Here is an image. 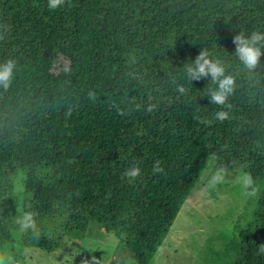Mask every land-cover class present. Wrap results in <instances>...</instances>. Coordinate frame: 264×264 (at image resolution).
Segmentation results:
<instances>
[{"label":"trees","instance_id":"trees-1","mask_svg":"<svg viewBox=\"0 0 264 264\" xmlns=\"http://www.w3.org/2000/svg\"><path fill=\"white\" fill-rule=\"evenodd\" d=\"M240 31L264 32V0H0V63L16 61L0 86V245L31 211L24 247L56 250L98 223L150 264L209 160L264 184V55L246 72ZM202 49L236 76L230 109L185 75ZM261 244L264 188L231 264H264Z\"/></svg>","mask_w":264,"mask_h":264},{"label":"rangeland","instance_id":"rangeland-1","mask_svg":"<svg viewBox=\"0 0 264 264\" xmlns=\"http://www.w3.org/2000/svg\"><path fill=\"white\" fill-rule=\"evenodd\" d=\"M66 63L58 61V65ZM221 168L227 170L226 178L212 186V177ZM241 174L209 160L150 264H231L234 241L248 231L264 188L263 182H254L256 194L244 195L236 183ZM86 234L83 240L66 238L61 248L45 251L24 247L20 232L14 231L15 242L0 245V250L11 264H136L121 238L105 232L100 224L93 223Z\"/></svg>","mask_w":264,"mask_h":264},{"label":"clouds","instance_id":"clouds-1","mask_svg":"<svg viewBox=\"0 0 264 264\" xmlns=\"http://www.w3.org/2000/svg\"><path fill=\"white\" fill-rule=\"evenodd\" d=\"M64 3V0H48V7L50 9H56ZM233 44L235 45L234 56L239 60L243 69L248 73H254L260 64V58L264 55V32L252 31L250 34L245 35L243 31L235 35L233 38ZM16 68V61L9 59L3 63H0V86L7 89L13 78L14 69ZM185 75L187 79L192 81H199L202 78L211 80L215 87H206L204 89L212 104L222 106L223 108H231L228 103L229 97L232 96L237 88L236 76L227 71L224 62L219 58H212L207 49H202L195 57V60L187 64L185 67ZM172 83L176 81L173 79ZM176 90L181 95L186 94L187 89L183 85H177ZM215 118L218 121H225L229 118V112L227 110H221L216 112ZM163 168L160 167V161H156L153 165V173L162 172ZM227 175V170L221 168L212 177L211 185L222 183ZM140 176V168L138 166L130 167L123 173V177L131 180ZM236 183L239 184L244 190V195L252 196L256 194L254 180L251 174L245 172L236 176ZM36 213L31 211H25L17 220L20 232H26L28 230H35ZM261 252H264V244L260 245ZM0 264H11L5 251L0 250Z\"/></svg>","mask_w":264,"mask_h":264}]
</instances>
